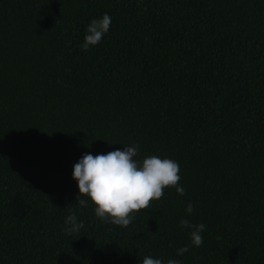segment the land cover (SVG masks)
I'll return each mask as SVG.
<instances>
[{"label":"trees","instance_id":"1","mask_svg":"<svg viewBox=\"0 0 264 264\" xmlns=\"http://www.w3.org/2000/svg\"><path fill=\"white\" fill-rule=\"evenodd\" d=\"M134 144L177 161L185 195L165 188L123 228L78 205L73 166ZM181 219L206 225L202 246ZM146 255L264 264V0H0V264Z\"/></svg>","mask_w":264,"mask_h":264},{"label":"clouds","instance_id":"2","mask_svg":"<svg viewBox=\"0 0 264 264\" xmlns=\"http://www.w3.org/2000/svg\"><path fill=\"white\" fill-rule=\"evenodd\" d=\"M110 25L111 17L108 13H104L102 18L92 19L86 28L82 50L87 51L91 46L98 45L108 33ZM139 148V144H134L107 154L93 156L85 153L73 166V179L79 188L78 205L87 207L88 201L82 198L87 197L95 205L94 211L98 218L127 228L135 219V213L147 209L151 201L163 197L165 188L174 187L179 195H185V189L179 183V163L156 155L138 161L135 157ZM185 211L188 214L194 212L191 202ZM64 223L66 235L77 233L84 227L74 211L66 217ZM180 226L191 229V246L203 245L202 233L207 230L205 224H193L188 219H181ZM187 251L189 246L181 247L177 249V255ZM140 264H164V261L146 255ZM167 264H181V261L169 259Z\"/></svg>","mask_w":264,"mask_h":264}]
</instances>
